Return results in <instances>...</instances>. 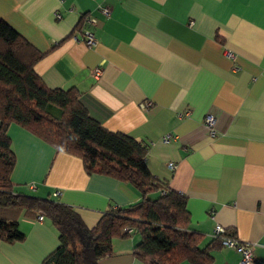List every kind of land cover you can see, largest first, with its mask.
Returning <instances> with one entry per match:
<instances>
[{"label":"crops","instance_id":"obj_1","mask_svg":"<svg viewBox=\"0 0 264 264\" xmlns=\"http://www.w3.org/2000/svg\"><path fill=\"white\" fill-rule=\"evenodd\" d=\"M0 19L43 54L33 69L45 87L76 88L102 127L147 144L149 172L186 198L188 228L202 246L218 225L264 264V0H0ZM208 114L217 116L211 137ZM7 135L14 190L70 206L87 230L142 198L18 125ZM18 231L21 241L0 243V264H42L58 245L44 217L21 218ZM139 239L115 236L98 264H144L133 255ZM210 255L213 264L241 259L228 247Z\"/></svg>","mask_w":264,"mask_h":264},{"label":"trees","instance_id":"obj_2","mask_svg":"<svg viewBox=\"0 0 264 264\" xmlns=\"http://www.w3.org/2000/svg\"><path fill=\"white\" fill-rule=\"evenodd\" d=\"M42 56L0 19V243L21 241L19 220L42 215L58 237L57 247L42 264H98L112 252L113 238L131 231L140 238L133 255L144 264H213L210 251L226 247L222 241L235 239L234 230H225L202 246L203 237L188 228L186 198L149 172L147 144L102 127L88 115L76 88L45 87L33 69ZM11 124L58 152L80 158L87 174H102L132 185L141 193V200L109 209L87 230L70 206L18 193L11 181L16 164L7 135ZM156 192L158 196L149 197Z\"/></svg>","mask_w":264,"mask_h":264},{"label":"built area","instance_id":"obj_3","mask_svg":"<svg viewBox=\"0 0 264 264\" xmlns=\"http://www.w3.org/2000/svg\"><path fill=\"white\" fill-rule=\"evenodd\" d=\"M102 12L104 14H108L109 10L104 8V9H102ZM60 18H61L60 15H56L57 20H59ZM86 23L91 27V25H93L94 21L88 18L86 20ZM83 37H84L83 42L87 47L90 48L96 44L94 34L91 30L86 29L84 31ZM101 72H102L101 68H96L93 71V76L95 78H98L100 76ZM216 121H217V116L214 114H208V115H206V117L204 119L203 125H204L209 137L213 136V134H214L215 127H216ZM169 139H170V135H165L162 138V141L168 142ZM170 168H173V166L170 165ZM161 194H164V191H162ZM37 219L39 221H41L43 219V216L38 215ZM126 231L130 232L131 230L126 229ZM224 231H225V229L216 225L213 229L212 236L216 237L217 235L224 233ZM222 245L229 247V248H233L241 254V259H240L239 264H255V259H254L253 254H252L251 246H247V244H242L239 241H237L236 239H230V238L224 239L222 241Z\"/></svg>","mask_w":264,"mask_h":264}]
</instances>
